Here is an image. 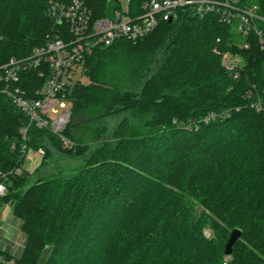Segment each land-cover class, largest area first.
<instances>
[{
    "label": "trees",
    "instance_id": "1",
    "mask_svg": "<svg viewBox=\"0 0 264 264\" xmlns=\"http://www.w3.org/2000/svg\"><path fill=\"white\" fill-rule=\"evenodd\" d=\"M84 1L93 18L117 6ZM143 1L130 0V13ZM243 1L264 16V0ZM48 2L0 0V64L57 32ZM241 41L214 13H181L143 39L94 47L83 63L88 82L65 93L70 145L27 123L0 93V173H8L0 202L25 236L15 264H223L233 229L241 235L227 264H264V111L250 105L264 87V49ZM226 51L243 57L238 79L222 66ZM21 78L29 92L42 85L33 71ZM84 124L86 141L74 135ZM38 148V167L14 172ZM55 155L83 165L50 171Z\"/></svg>",
    "mask_w": 264,
    "mask_h": 264
},
{
    "label": "built area",
    "instance_id": "2",
    "mask_svg": "<svg viewBox=\"0 0 264 264\" xmlns=\"http://www.w3.org/2000/svg\"><path fill=\"white\" fill-rule=\"evenodd\" d=\"M117 6L107 16L92 17L90 8L84 0H49L47 16L56 25L53 33L42 45L36 46L23 57H10L0 64V93L5 94L27 117V123L47 127L70 145L61 131L69 122L71 104L66 91L79 79L86 55L94 47H107L119 40L135 42L152 32L161 21H175L181 13L203 17L216 14L220 21L234 26L241 37L238 48L248 49L251 39L257 40L264 49V16L256 3L243 0H144L140 13L131 14L130 0L112 1ZM243 57L238 51H226L221 58L222 66L233 79H238L243 68ZM33 71L42 78V85L29 92L22 85L21 75ZM257 111H264V87L261 95L250 102ZM214 114L205 117L207 121ZM27 127H23L25 138ZM25 150V146H23ZM38 157L43 156L42 148L28 150ZM23 165L15 168L19 174ZM11 172V171H10ZM8 173H0V197L5 192L4 180ZM4 219L0 231H4ZM225 256L223 264H227ZM0 264H15L14 256L0 248Z\"/></svg>",
    "mask_w": 264,
    "mask_h": 264
},
{
    "label": "rangeland",
    "instance_id": "3",
    "mask_svg": "<svg viewBox=\"0 0 264 264\" xmlns=\"http://www.w3.org/2000/svg\"><path fill=\"white\" fill-rule=\"evenodd\" d=\"M243 64H244V62H243ZM83 71H84V69L81 70L80 75H78L77 77H79V79L82 82L86 83V82H88V78H87V76H85L83 74ZM121 117H122V114L109 116V117L104 119V123H106L108 127H111L114 124H116L121 119ZM91 130H92L91 124H84L75 130L74 135L78 139L86 141V140H88V137L91 134ZM38 149H35V150H38ZM30 150H32V149H30ZM32 151H34V150H32ZM31 153H33V152H31ZM41 159L42 158H40V162H41ZM26 160H27V156H25V160H24V163L22 165H23V169L25 171L29 172V170L25 167ZM38 165H37V167H38ZM82 165H83V162L79 159L66 157V156H57V155L52 156L47 163V167H48V169H50V171H52L51 169H53L54 171L58 170V171H62V172H69L71 170H76V169L80 168ZM34 178H35L34 176H31V181H33ZM7 209H8V211H7V215L5 216V222H6L5 224H6V228H10V229L8 232L4 233V236H3L4 231L3 230L0 231V248H4L6 251L11 253L14 256V258H16L21 254L25 236H24L23 232L20 230V220L17 219L12 214L11 207L9 204L2 203V205L0 206V217H2V215L4 214V212Z\"/></svg>",
    "mask_w": 264,
    "mask_h": 264
},
{
    "label": "water",
    "instance_id": "4",
    "mask_svg": "<svg viewBox=\"0 0 264 264\" xmlns=\"http://www.w3.org/2000/svg\"><path fill=\"white\" fill-rule=\"evenodd\" d=\"M110 1H116V0H110ZM203 232L206 237H209L211 234V230L209 228L204 229ZM240 235H241V230L239 229H233L231 231L229 238L224 247V252H223L224 256H229L232 254L233 245L236 242V240L240 237Z\"/></svg>",
    "mask_w": 264,
    "mask_h": 264
},
{
    "label": "crops",
    "instance_id": "5",
    "mask_svg": "<svg viewBox=\"0 0 264 264\" xmlns=\"http://www.w3.org/2000/svg\"><path fill=\"white\" fill-rule=\"evenodd\" d=\"M40 158L38 157L34 152L29 154V157L27 158L26 162H25V167L29 170V172L34 171L37 168V165L40 163ZM2 205V203L0 202V206ZM7 211L8 209L4 212V214L2 215V217H0V222L1 220L4 219L5 221V216L7 215ZM6 223V222H5ZM4 223V226L6 227V224ZM10 228H6L3 232V236L5 232H8ZM2 236V237H3ZM1 237V238H2Z\"/></svg>",
    "mask_w": 264,
    "mask_h": 264
}]
</instances>
